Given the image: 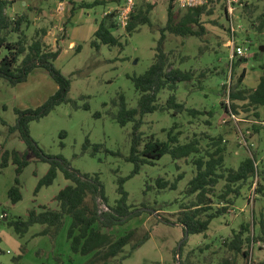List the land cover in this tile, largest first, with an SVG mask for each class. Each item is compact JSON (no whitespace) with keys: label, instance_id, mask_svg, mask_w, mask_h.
I'll return each instance as SVG.
<instances>
[{"label":"rangeland","instance_id":"374dc122","mask_svg":"<svg viewBox=\"0 0 264 264\" xmlns=\"http://www.w3.org/2000/svg\"><path fill=\"white\" fill-rule=\"evenodd\" d=\"M75 1L89 3L94 0ZM99 1L90 8H76L71 14L68 0H14L6 10L11 16L26 15L30 23L26 29L29 39L38 29L46 30L43 41L53 50L58 46L61 48L53 63L70 80L68 101L58 104L45 116L30 121L29 134L45 154L62 157L80 173L90 176L97 174L110 206L119 196L118 178H124L122 186L127 193V204L131 209H145L139 216L111 231L119 236L130 228L139 227L142 232H149V238L122 259L121 264H179L185 258L189 264H218L222 257L231 256V252L222 245L223 241L229 239L232 231L242 223L250 222L252 215L257 230L258 220L264 219V195L254 192L257 185H244L229 210L212 219L204 233L189 234L183 238L182 224L173 221H177L179 205L194 199L195 194H184L188 180L194 175L191 159L174 160L165 153L151 164H141L138 172L131 175L134 164L126 160L130 150L131 123L124 126L117 123L118 105L113 103L119 94H123L129 107L136 105L139 94L130 77L142 74L152 63L160 38L158 27L166 21L168 0H135L136 6L143 2L154 5L149 13L150 24L140 25L129 34L117 26L112 32L118 37L119 44L112 47L100 44L95 48L90 45L93 30L104 12L118 4L117 0ZM177 8L175 6L176 11ZM237 13L243 24L237 37L245 48V54L241 57L230 54V47L226 44V17L224 10L218 6L210 15L202 16L205 31L200 37L165 35L162 48L167 55V65L193 72V79L178 84L174 92L176 100L184 103L186 108L199 112L194 116L185 110L176 115H171V111L159 110L146 113L140 130L143 140L151 135L165 140V130L175 122V131L180 132L179 139L186 141L197 138L202 150L212 137L220 135L226 147L224 166L231 168L249 155L245 146L247 143L252 152L257 153L258 173L262 171L264 178V106L255 110L254 107H246L243 100L232 101L225 90L221 92L223 83L230 87L236 85L243 68L245 74L239 87L253 88L264 74V26L261 30L258 28L264 14V0H240ZM237 58L243 60L237 63ZM198 75L203 88L198 86ZM56 89L55 81L41 68L32 71L25 81L15 85L0 78V155L2 144L9 150H26L17 132L7 133V125H13L16 120L15 109L36 108ZM169 94L167 90L160 91L157 102L164 103ZM220 102L226 106L234 104L235 109L230 108L226 113ZM230 111L234 117H230ZM97 112L98 116L95 115ZM252 123L261 124L259 132L251 130ZM86 138L91 145H102L95 154H91L92 146L83 150ZM27 157L29 163L17 176L22 197L14 204L10 203L7 190L14 184L15 164L9 160L6 166L0 167V264H14L13 258L18 255L20 257L16 264H85L92 254L82 255L70 250L66 240L68 217L53 238L34 235L44 227L41 224L30 226L23 238H19L13 228L6 224L11 217H25L32 206L57 208L53 196L70 183L58 170L51 184L41 186L34 193L39 178L45 174L49 164L33 160L31 152H27ZM178 175H181L180 178H177ZM158 177L170 182L176 179V186L157 189L155 179ZM257 179L264 186L260 175ZM223 184V180L217 183L213 195L221 191ZM210 197L213 206L221 205L214 196ZM165 202H168L167 206ZM153 209L157 211H151ZM2 214L6 217L3 218ZM141 231L137 233L140 236ZM21 244L25 245L23 252L20 250ZM178 245L182 247L181 256L175 255ZM124 248L128 250L129 245ZM249 251L248 259L240 254L236 256L237 264L262 262L264 241L252 243ZM121 254L111 259L109 264H117Z\"/></svg>","mask_w":264,"mask_h":264},{"label":"trees","instance_id":"16d2710c","mask_svg":"<svg viewBox=\"0 0 264 264\" xmlns=\"http://www.w3.org/2000/svg\"><path fill=\"white\" fill-rule=\"evenodd\" d=\"M13 1L0 0V78L5 79L11 85H15L25 81L32 71L41 68L55 81L57 89L53 95L36 108L15 109L16 120L13 125H7V133L17 132L19 138L26 145L24 152L16 149L9 150L4 148V144L1 145L0 167L6 166L9 160L15 164L16 177L14 178V184L7 190V195L11 204L18 202L22 197L17 176L29 163L27 152H31L33 160L45 161L49 164L45 174L39 178L34 193L41 186L51 184L58 170L62 172L65 179L70 180V183L53 196L52 200L57 202V208H50L46 205L32 206L27 210L25 217H11L6 220V224L13 228L19 238L24 237L30 226L41 224L44 227L34 235H48L53 238L63 226L65 218L68 217L66 240L70 250L82 255L92 254L85 264H109L111 259L122 253L117 263L121 264L122 259L129 256L131 252L149 238V232H142L139 227H133L116 236L111 230L116 226L125 224L131 218L139 216L145 208L136 207L131 209L130 205L127 204V193L122 186L124 181L122 177L118 178L117 181L119 196L114 205H108L102 183L97 174L90 176L80 173L62 157H52L45 154L31 138L28 128L29 122L45 116L58 104L68 101L70 80L53 63L61 48L58 46L53 50L43 41L42 37L46 34V30L44 28L38 29L29 39L26 29L30 23L26 15L22 13L11 16L6 12ZM68 2L71 4V14L76 8H90L100 1L77 3L75 0H68ZM116 2L119 3L120 0ZM209 4H212V6L209 7ZM153 6L149 2H143L138 6L134 5L128 23L123 28L124 32L129 34L140 25L150 24L149 13ZM175 6L174 0H168L166 21L163 26L158 27L160 38L155 47L152 63L142 74L130 77L135 90L139 94L136 105L129 107L123 94H119L117 100H113V103L118 105L117 123L120 126L131 123L129 133L130 150L126 157V160L134 164L131 175L138 172L141 164H151L165 153L170 154L174 160L180 158L191 159V163L195 168L194 175L188 180L184 194L186 196L195 194L194 199L179 205L180 211L177 214V221H173V223L182 224L183 235L185 230L189 235L204 233L212 219L224 215L229 210L234 198L240 195V190L244 185L249 184L250 187L252 186L255 177L257 186L254 188V192L264 195V186L257 179V176L260 175L261 180H264V178L262 171L258 173L257 153L252 152L247 143H245V146L249 150V155H245L235 168H231L224 166L226 147L222 143L220 135L212 137L207 147L202 150L197 138L181 141L179 139L180 132L175 131L176 123L174 122L169 129L165 130L167 131L165 140H159L152 135L145 140L142 139L140 128L143 123V116L146 113L159 110L162 112L171 111V115H176L185 110L188 114L194 116L199 112L192 108H186L184 103L176 100L174 92L178 84L193 79V72L171 67L170 64L167 65V55L163 51L162 44L167 33L200 37L205 31L202 16L204 14L210 15L216 6L224 10L225 3L224 0H209L208 3L202 6L185 10L177 8V11ZM114 16L113 13H109L101 17L92 33L90 40L92 47L98 48L100 44L112 47L119 44L118 37L112 32L118 26ZM23 24L24 28L22 27ZM263 26L264 14L258 28L261 30ZM242 60L243 58H237L236 62L239 63ZM244 74L245 69L243 68L239 73L236 85L230 87V85L227 86L223 83L221 92L225 90L232 101L243 100L246 102V107H254L257 110L260 106H264V74L259 77L253 88L239 87ZM197 79L198 86L203 88L199 75ZM162 90H167L170 94L164 103L159 104L157 102L158 94ZM220 106L226 113L230 108L235 109L234 104L226 106L224 102H220ZM83 107L88 109L87 105ZM209 114H211V111H209ZM95 115L98 116L99 113L97 112ZM256 117L259 118L260 116ZM259 125L258 123H252L250 128L253 132H259ZM88 146H92L91 154H95L102 145L99 143L91 145L88 138H86L82 147L83 150H86ZM180 176L178 175L177 178H180ZM220 180L224 181L223 188L219 193L213 195L214 188ZM155 184L157 189H171L176 186V179L170 182L158 177L155 179ZM230 194H232V197H229ZM210 196H214L216 202L221 203V205L213 206V200ZM164 204L167 206L168 202ZM151 211L157 210L153 209ZM1 216L6 217L3 214ZM162 220L164 219L162 218ZM255 224L254 215H252L250 222L242 223L237 230L232 231L231 237L225 239L222 243L231 252V256L229 258L222 257L218 264H237L236 256L239 254L246 259L249 258L251 244L264 241V219L260 218L258 220L257 230H255ZM140 231L142 232L141 236L139 235ZM127 245H129V248L125 250L124 247ZM24 249L25 245L21 244V252ZM175 255H182V247L175 248ZM19 257L20 255L13 258L14 264H16ZM179 264H189L188 259H181ZM257 264H264V259Z\"/></svg>","mask_w":264,"mask_h":264},{"label":"built area","instance_id":"2783aa9c","mask_svg":"<svg viewBox=\"0 0 264 264\" xmlns=\"http://www.w3.org/2000/svg\"><path fill=\"white\" fill-rule=\"evenodd\" d=\"M209 0H174V3L178 8L187 9L202 6L208 3ZM224 13L226 17V31L228 39L226 41L227 46L230 47L233 56L241 57L245 54V48L242 43L237 40L238 33L243 29L241 18L237 13V6L240 4V0H224ZM135 0H122L112 9L104 12L105 14L113 13L116 19L117 25L124 28L129 20V16L133 11ZM230 117H234L230 111ZM225 121V120H224ZM256 185V177L252 183V186ZM255 188V187H254Z\"/></svg>","mask_w":264,"mask_h":264},{"label":"water","instance_id":"95a60500","mask_svg":"<svg viewBox=\"0 0 264 264\" xmlns=\"http://www.w3.org/2000/svg\"><path fill=\"white\" fill-rule=\"evenodd\" d=\"M260 48L263 49L262 46H261ZM187 236H188V233H187V230H185V232H184V237H183V238H185V237H187ZM179 246H180V245H178V247H177L178 249H179Z\"/></svg>","mask_w":264,"mask_h":264},{"label":"crops","instance_id":"0c3cea01","mask_svg":"<svg viewBox=\"0 0 264 264\" xmlns=\"http://www.w3.org/2000/svg\"><path fill=\"white\" fill-rule=\"evenodd\" d=\"M94 31V30H93ZM72 43V42H71Z\"/></svg>","mask_w":264,"mask_h":264}]
</instances>
